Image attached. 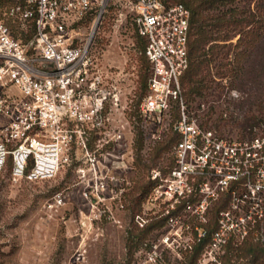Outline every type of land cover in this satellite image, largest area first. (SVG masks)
<instances>
[{"label": "built area", "instance_id": "2783aa9c", "mask_svg": "<svg viewBox=\"0 0 264 264\" xmlns=\"http://www.w3.org/2000/svg\"><path fill=\"white\" fill-rule=\"evenodd\" d=\"M106 1L25 0L24 5L11 7L9 13L22 21L35 18L31 45L38 64L29 61L24 45L0 16V117L5 119L0 124V171L10 159L12 178L40 181L53 177L68 159L72 144H85L98 134L97 146L83 152L87 164L77 168L81 176L89 177L84 195L89 192L99 197L107 190V179L118 182L100 167V161L111 154L104 145L125 141L128 120L121 110L123 116L112 131L117 97L111 85L102 89L105 80L90 53L91 39L79 32L82 23L99 18ZM127 9L138 36L145 40L143 54L150 70L139 114L145 127H159L171 103L181 101L190 12L184 4L166 0H128ZM173 130L180 139L173 146L175 166L166 182L178 181L181 187L173 190L172 184L166 186V193L172 194L170 202H174L168 213L175 212V221L192 222L199 239L207 233L208 208L222 195L228 197L229 208L218 212L210 249L207 247L209 251L199 261L207 264L224 253L229 237L240 242L251 231L249 227L264 224V134L227 143L211 131L201 132L187 119L182 105ZM189 176L202 180L193 185L187 183ZM152 179L160 180L154 191L166 184L157 171ZM53 202L61 204L62 195L57 193ZM188 240L185 250L191 247ZM207 252H214L213 258Z\"/></svg>", "mask_w": 264, "mask_h": 264}, {"label": "rangeland", "instance_id": "374dc122", "mask_svg": "<svg viewBox=\"0 0 264 264\" xmlns=\"http://www.w3.org/2000/svg\"><path fill=\"white\" fill-rule=\"evenodd\" d=\"M249 1L253 5L251 0L239 2ZM127 3L128 0H107L99 18L79 27L81 36L91 39L90 53L105 80L102 89L111 85L117 97L113 101L112 131L121 116L128 120L125 141L104 145L103 149L108 148L111 154L100 161V167L117 177L118 182L107 179V190L99 197L89 192L84 195L89 177L81 176L77 168L87 164L83 152L97 146L98 134H93L85 144H72L68 159L49 179H15L9 173V165L5 166L0 171V264H181L186 255L184 243L190 238L188 242L193 244L197 234L192 222L175 221V212L167 210L174 202H170L172 194L166 193V186L172 184L173 190L181 187L178 181L166 182L175 166L173 146L180 134L173 130V125L181 118V105L187 119L194 121L201 132L211 131L215 138L227 143L264 134V50L250 62L262 70L259 89L251 82V74L246 77V85L240 87L234 85L228 74H213L212 88L202 96H191L189 101L185 100L181 85V101L171 103L163 124L145 127L139 104L147 89V82L145 88L143 81L147 69ZM17 4L24 5V0H0V16L24 45L29 61L38 64L31 45L32 23L9 13ZM120 13L125 19H120ZM237 38L238 35L224 42L232 44L226 59L230 66H234ZM217 84L218 88L213 89ZM251 84L253 88L249 87ZM12 91L18 92L16 88ZM257 106H262V110ZM4 122L0 117V124ZM154 171L166 182L158 188L159 192L154 191L160 181L152 179ZM201 180L189 176L187 183L194 185ZM142 187L146 191L143 194ZM57 193L63 197L58 205L53 202ZM215 207L213 204L207 210L208 223L216 215ZM180 209L181 204L177 206ZM257 224L249 227L251 231L245 240L264 235V224ZM207 254L209 258L214 256V252ZM220 255L217 260L223 264L224 255Z\"/></svg>", "mask_w": 264, "mask_h": 264}, {"label": "trees", "instance_id": "16d2710c", "mask_svg": "<svg viewBox=\"0 0 264 264\" xmlns=\"http://www.w3.org/2000/svg\"><path fill=\"white\" fill-rule=\"evenodd\" d=\"M239 1L178 0L172 2L184 4L190 12L187 41L188 66L180 77L186 101H189L194 95L202 96L205 91L212 88L211 76L213 74H228L237 87L246 85V77L251 74L252 77L250 78L254 87L260 88L262 70L257 64L254 68L251 66L254 64L250 62L254 61L252 58L255 54L262 53L264 50V0H251L253 5L250 1L248 3H240ZM28 21L33 25L34 37L36 34L35 18ZM89 22L90 19L86 21V23ZM237 35L238 38L234 44L236 51L233 52L234 66H230V62L226 59L232 44L228 45L224 42ZM139 43L142 52H144L145 40L140 36ZM143 56L146 65L145 70L147 69L145 79H143L146 88L150 70L149 63L144 54ZM211 63L214 64L212 65L213 73H211ZM253 84L249 87L253 88ZM215 88H218V84L213 89ZM145 90L147 91V89ZM260 98L261 96L257 97L258 100ZM257 107L260 111L262 110V106ZM251 118L253 119L254 116ZM248 119L249 117L246 120ZM8 165L10 168V159H8L6 167ZM140 192L142 194L146 192L144 187L140 189ZM227 201L228 197L225 194L221 196L218 203H215L216 215L209 223L206 235L200 236L199 239L196 235L195 242L184 251L186 252L185 260L181 264H198L202 253L206 251V245L212 240L213 235L211 234L217 228V213L227 204ZM261 238L263 239L261 240ZM243 240L238 244L239 240L229 237L224 245L223 264H264V235ZM217 257L219 256L217 255ZM217 263L221 264L222 260L220 262L219 259L210 260L207 264Z\"/></svg>", "mask_w": 264, "mask_h": 264}]
</instances>
